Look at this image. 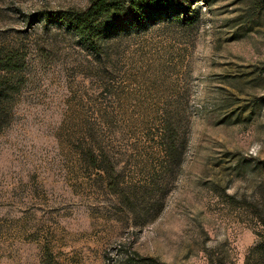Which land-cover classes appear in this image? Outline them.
Instances as JSON below:
<instances>
[{
  "label": "rangeland",
  "instance_id": "obj_1",
  "mask_svg": "<svg viewBox=\"0 0 264 264\" xmlns=\"http://www.w3.org/2000/svg\"><path fill=\"white\" fill-rule=\"evenodd\" d=\"M88 2L0 0V264H264V15L171 0L89 42L58 18Z\"/></svg>",
  "mask_w": 264,
  "mask_h": 264
},
{
  "label": "trees",
  "instance_id": "obj_2",
  "mask_svg": "<svg viewBox=\"0 0 264 264\" xmlns=\"http://www.w3.org/2000/svg\"><path fill=\"white\" fill-rule=\"evenodd\" d=\"M248 2V12L246 13L251 17L249 16L247 21L251 23L255 14L264 15V0H248ZM169 9H172L171 0H89L88 4L83 9L59 14L58 18L64 20L67 25L83 36L85 40L93 42L98 35L108 30L111 25L124 27L130 21L140 23L153 16H159ZM12 65L16 67L15 63L12 61V53L0 54L1 70L9 73L11 70L16 69L12 68ZM9 95L8 85L4 87L1 86L0 123L9 113V110L1 103L2 96L6 100V98H9ZM174 151L175 146L172 142L163 144V152L166 156H172ZM256 252L260 260L264 259V231L260 237ZM217 259L211 260L210 264H214V261L218 263ZM123 264L165 263L159 262L154 258H143L139 255L130 254L125 257Z\"/></svg>",
  "mask_w": 264,
  "mask_h": 264
}]
</instances>
